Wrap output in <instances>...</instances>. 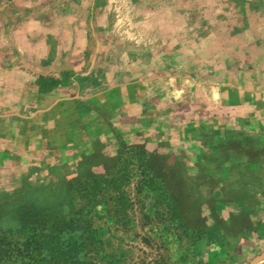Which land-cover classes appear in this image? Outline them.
<instances>
[{
    "label": "rangeland",
    "instance_id": "rangeland-1",
    "mask_svg": "<svg viewBox=\"0 0 264 264\" xmlns=\"http://www.w3.org/2000/svg\"><path fill=\"white\" fill-rule=\"evenodd\" d=\"M215 2L203 0L205 32ZM99 7L0 0V232L36 206L76 221L84 264H264V86L250 109L231 103L211 61L198 84L177 70L100 84L93 48L66 35L81 20L87 43Z\"/></svg>",
    "mask_w": 264,
    "mask_h": 264
},
{
    "label": "crops",
    "instance_id": "crops-1",
    "mask_svg": "<svg viewBox=\"0 0 264 264\" xmlns=\"http://www.w3.org/2000/svg\"><path fill=\"white\" fill-rule=\"evenodd\" d=\"M215 1L222 3V13L217 10L212 17L207 15L215 22L208 32L204 30L203 0H100L97 14L89 17L96 29L88 34L87 43H81L85 36L81 20L66 35L80 39L82 46L76 49L93 48L92 62L100 71V84L118 83L126 72L151 83L173 70L186 76L194 73L198 84L205 63L211 61V82L217 95L227 85L231 103L246 100L248 105L252 84L264 86V0H252L254 7L251 0ZM225 20L228 26L220 23Z\"/></svg>",
    "mask_w": 264,
    "mask_h": 264
},
{
    "label": "trees",
    "instance_id": "trees-1",
    "mask_svg": "<svg viewBox=\"0 0 264 264\" xmlns=\"http://www.w3.org/2000/svg\"><path fill=\"white\" fill-rule=\"evenodd\" d=\"M42 84L49 87L50 82ZM18 220L15 232H0V260L9 254L29 256L39 264H84L92 259L91 242L74 233L80 229L76 221L53 219L36 206H23Z\"/></svg>",
    "mask_w": 264,
    "mask_h": 264
}]
</instances>
